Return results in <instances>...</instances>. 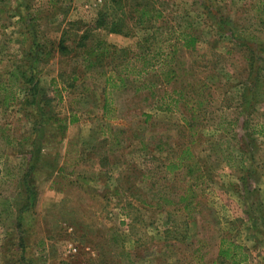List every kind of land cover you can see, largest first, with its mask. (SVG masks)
I'll return each mask as SVG.
<instances>
[{
  "label": "rangeland",
  "instance_id": "1",
  "mask_svg": "<svg viewBox=\"0 0 264 264\" xmlns=\"http://www.w3.org/2000/svg\"><path fill=\"white\" fill-rule=\"evenodd\" d=\"M207 1L225 29L202 12L199 0H121L119 6L109 0H0V161H7L0 168V200L13 193L11 181L21 174L17 166L24 167L40 120L24 102L20 72L32 71L53 115L65 121L62 136L55 125L41 130L47 141L39 154L52 159L53 169L31 176L37 198L19 230L27 258L36 264H218L217 243L227 234L246 250L248 264H264V133L248 138L242 153V117L227 107L240 91L248 54L233 37H256L264 57V23L256 18L264 0ZM128 5L186 15L197 29L195 51L181 54L190 72L174 84L209 86V101L192 116L190 130L184 110H157L146 90L134 91L131 78L105 95L98 67L84 68L82 53L94 41L133 49L144 37ZM102 18L104 25L96 22ZM259 80L264 84V69ZM249 121L264 127V104ZM183 149L191 158L181 163L197 164L198 172L188 176L180 165L166 173L167 159ZM162 197L167 200L159 202ZM178 197L191 204L182 210ZM14 224L11 212L0 213V264L3 251L14 252Z\"/></svg>",
  "mask_w": 264,
  "mask_h": 264
},
{
  "label": "trees",
  "instance_id": "2",
  "mask_svg": "<svg viewBox=\"0 0 264 264\" xmlns=\"http://www.w3.org/2000/svg\"><path fill=\"white\" fill-rule=\"evenodd\" d=\"M120 1L109 0L110 3L114 2L117 5ZM199 1L200 4L202 3V12L213 19L218 26L225 29L224 21L222 22L218 13L208 6V1ZM128 6L127 14L132 17L131 19L135 26H142L146 31L144 37L135 42L133 49L118 48L99 39L94 41L82 53V61L85 63L84 68L90 70L98 67L97 74L102 78L103 93L105 95V92L108 91L124 89L127 86L126 81L131 78V81L136 83L134 91L146 90V99L153 100L151 104L157 110L162 112H171L173 110H179L180 112V110H184L185 114H188L186 119L190 122L187 123L188 121H186L185 125L190 130L193 127L192 116L200 112L203 104L209 101L206 95V90H209V86L198 81L187 82L182 88L174 86V84L179 81L182 74L185 75L190 72L189 68H184L181 54L195 51L199 37L197 29L190 23L186 15L179 14L169 17L170 15L163 13V11L149 9L147 6L140 8ZM256 9H258L257 21L262 24L264 23V5H259ZM103 20L102 18L96 22L104 25L106 23ZM110 32L119 33L120 29L111 28ZM240 35L239 39L229 33V37L235 38L234 41L241 45L240 49L245 47L248 52L247 56L243 58L246 65L244 68V79L237 83V88H240V91L234 97L233 104L231 101L227 102V107L231 104L230 107H233L237 115L242 117V123L240 124L242 136L239 139V150L243 153V148L246 150V146L249 145L246 141L248 138L260 137L264 133L262 125L256 128V124L251 125L249 121L252 118V114L262 112L263 109L264 84L259 80V73L264 69V57L258 55L260 43L256 41V37L250 39L246 35ZM61 44V41H59L57 49L60 54H64L66 53L65 47ZM261 49L264 51L263 48ZM243 53L246 52L242 51ZM19 76L26 93L24 102L34 108L40 120L35 129L31 130L33 137L31 142H29V151L24 152L25 164L22 167L17 183V197L11 203L14 210L12 217L15 222L13 231H15V235H18L13 246L14 252L8 254L9 250L3 251L2 262L4 264H36L34 258L26 257L25 248L27 245L25 244L24 236L19 234L22 231L19 230L22 220L26 216L25 214L32 210L37 198V191L33 186L34 181L31 176L38 171L53 169L52 159L39 154L41 142L47 141V139H43L41 130H43L44 126L47 128L50 125H55L62 136L65 130V121L63 120L62 122L53 115L50 105L51 99L42 94L31 70L27 74L24 71L20 72ZM144 78L146 80L141 82ZM165 87H169V91L164 90L166 89ZM220 87L225 89L224 84ZM222 89L219 88V85L214 86V90L220 91ZM159 91L160 93H158ZM223 94L225 95V90ZM106 99V97L103 99L104 102L102 104L104 112L107 107ZM3 100L6 102L5 99ZM67 122L69 123L70 121L67 120ZM188 157L191 158L189 151L183 149L178 155L167 159V164L163 166L164 171L173 173L181 165L180 169L184 168L185 174L188 176L198 172L197 164L187 165L181 163L186 161ZM239 182L241 183V179ZM245 194H247L246 190H243L241 199L247 198ZM165 200L167 199L162 197L158 201L165 202ZM177 202L182 204V210L191 204L184 197H178ZM154 206L158 207V204ZM11 255H16V259L12 261L10 259ZM215 260L218 264L224 262L227 264H248V254L243 247L230 240L226 234L219 237Z\"/></svg>",
  "mask_w": 264,
  "mask_h": 264
},
{
  "label": "crops",
  "instance_id": "3",
  "mask_svg": "<svg viewBox=\"0 0 264 264\" xmlns=\"http://www.w3.org/2000/svg\"><path fill=\"white\" fill-rule=\"evenodd\" d=\"M5 162H7V161H3L1 159L0 168L4 166L3 163H5ZM17 167L19 169L21 168V171H22V166L21 165H18ZM1 174H2V172H0V175ZM19 177H20V175L15 180L11 181V183L15 184V186L13 187V193H11L10 195H6L5 197H2V200H0V202L3 203L2 205H4L3 209H2V211H0V213H5V212L9 213V212H11V215L14 214V210L12 209V204L11 203H13L14 198L16 199V197H17V183L19 181Z\"/></svg>",
  "mask_w": 264,
  "mask_h": 264
}]
</instances>
